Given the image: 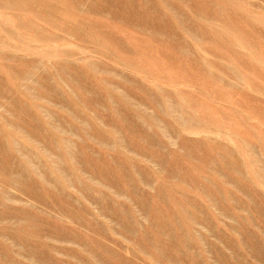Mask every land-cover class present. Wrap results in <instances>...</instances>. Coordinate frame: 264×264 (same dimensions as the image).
I'll return each mask as SVG.
<instances>
[{"label": "rangeland", "instance_id": "obj_1", "mask_svg": "<svg viewBox=\"0 0 264 264\" xmlns=\"http://www.w3.org/2000/svg\"><path fill=\"white\" fill-rule=\"evenodd\" d=\"M0 264H264V0H0Z\"/></svg>", "mask_w": 264, "mask_h": 264}]
</instances>
